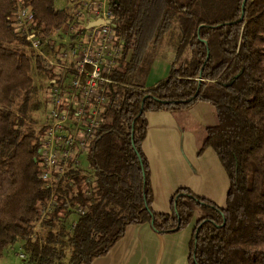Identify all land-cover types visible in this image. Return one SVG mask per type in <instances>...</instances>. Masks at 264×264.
<instances>
[{"label": "trees", "instance_id": "trees-1", "mask_svg": "<svg viewBox=\"0 0 264 264\" xmlns=\"http://www.w3.org/2000/svg\"><path fill=\"white\" fill-rule=\"evenodd\" d=\"M57 1L0 0V257L22 240L31 264H90L107 255L130 225L150 223L168 234L196 218L190 264H264V0H219L225 12L212 20L197 12L202 0H112L125 40L111 74L117 83L109 86L104 121L85 155L88 166L66 174L47 212L51 191L39 178L45 128L30 125L26 111L34 72L49 79L54 74L9 13L18 5L31 8L35 33L49 36L71 18ZM175 23L193 59L173 62L168 78L147 87ZM198 101L216 111L217 124L206 128L200 153L212 147L228 172L226 207L182 187L171 212H155L143 151L146 114Z\"/></svg>", "mask_w": 264, "mask_h": 264}, {"label": "built area", "instance_id": "built-area-1", "mask_svg": "<svg viewBox=\"0 0 264 264\" xmlns=\"http://www.w3.org/2000/svg\"><path fill=\"white\" fill-rule=\"evenodd\" d=\"M66 8L71 18L49 36L35 33L31 8L18 5L9 13L20 35L41 57L43 67L54 74L49 79L50 107L39 149V178L52 197L47 212L54 206L59 182L70 170L82 167V156L104 121L109 86L117 83L111 74L125 45L117 32L112 0H66ZM74 211L78 215L84 210Z\"/></svg>", "mask_w": 264, "mask_h": 264}, {"label": "crops", "instance_id": "crops-1", "mask_svg": "<svg viewBox=\"0 0 264 264\" xmlns=\"http://www.w3.org/2000/svg\"><path fill=\"white\" fill-rule=\"evenodd\" d=\"M171 68L168 60L157 58L146 86L168 78ZM146 117L143 151L150 167L153 210L171 212L173 196L182 187L225 208L230 190L228 172L212 147L200 153L206 128L217 124L214 106L198 101L182 110L150 111ZM195 225L196 218L183 230L168 234L156 232L150 223L130 225L107 255L90 264H190Z\"/></svg>", "mask_w": 264, "mask_h": 264}, {"label": "rangeland", "instance_id": "rangeland-1", "mask_svg": "<svg viewBox=\"0 0 264 264\" xmlns=\"http://www.w3.org/2000/svg\"><path fill=\"white\" fill-rule=\"evenodd\" d=\"M209 3V5H208ZM59 7H66V0H58ZM212 6V8H211ZM225 6V5H224ZM219 0H202L197 12L212 20L224 14L225 8ZM196 12V11H195ZM196 12V14H198ZM55 31L54 33H56ZM185 33L182 25L175 23L172 29L165 35L162 45L159 47L156 58L168 60L173 65L176 61V66L181 63L190 64L193 59V51L189 45L188 37L185 39ZM179 53V56L177 57ZM154 63V62H153ZM172 69V68H171ZM49 77L45 73L34 72V91L30 95L27 103V120H30V125L35 128H41L44 125L45 115L50 107L49 101ZM194 125L198 129V124L194 121ZM196 129V130H197ZM200 132V130H197ZM201 135H203L201 133ZM82 166H88V159L82 156ZM76 214H73L75 218ZM76 219V218H75ZM21 254L25 257L22 258ZM0 264H31L26 259V254L23 249V241L19 240L15 245L9 247L3 256L0 257ZM67 264V262H65Z\"/></svg>", "mask_w": 264, "mask_h": 264}, {"label": "water", "instance_id": "water-1", "mask_svg": "<svg viewBox=\"0 0 264 264\" xmlns=\"http://www.w3.org/2000/svg\"><path fill=\"white\" fill-rule=\"evenodd\" d=\"M116 1V0H115ZM244 16V13H243V15H242V17Z\"/></svg>", "mask_w": 264, "mask_h": 264}]
</instances>
